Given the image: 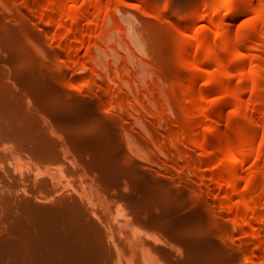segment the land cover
Returning a JSON list of instances; mask_svg holds the SVG:
<instances>
[{"label": "rangeland", "instance_id": "obj_1", "mask_svg": "<svg viewBox=\"0 0 264 264\" xmlns=\"http://www.w3.org/2000/svg\"><path fill=\"white\" fill-rule=\"evenodd\" d=\"M29 1H35L37 6L31 5L30 7L28 4L20 3L17 7L1 8L2 3L7 4L10 0H0V10L4 12L1 16L3 22L12 19L17 10H22L35 33V37L25 41L26 49L30 53L28 64L31 67L26 70L27 73L22 71V74L26 73L32 77L40 70L48 69L47 65L51 63L50 61H54L57 67L62 69L64 77L60 79L61 82L53 85L54 90L45 92V97L36 93L35 90L30 93L31 89H29L26 81L24 80L25 83H23V79L20 81L18 78V68L14 62H11V65L7 62L8 66L6 61H4L5 65L3 61L0 62V65L5 67L4 74L6 73L2 76L7 77L8 80H15L18 90H27L30 93V95L23 97L21 103L22 111L27 110L28 117L16 114L17 117L9 108L1 106L4 105L1 100L5 103L6 101L0 97V127L4 129L15 127L14 118L22 119L26 123L24 127L18 126L21 128V136L23 138L25 136L26 144L24 146L20 144V140L15 141L7 135L0 136V165H3L10 174L6 176L0 168V189L10 190L13 193L12 196L21 198L25 194L24 188H26L37 199L38 203L60 205L73 198L62 193L64 190H68L67 187H64L63 190L60 184L52 181L50 172L60 173L64 169L63 172L66 176L65 178L63 176V179L67 181L69 179V184L66 181L67 186L70 187V192L74 196L79 191L84 192V188H86L85 192L87 193L89 189H92L90 187H97L100 193L94 188L95 191L94 189L90 190L89 196L94 195L93 198L97 194L99 196L98 200L94 198L96 199L94 207L97 208L98 215L102 220L101 238L103 245H97L99 250L96 251L101 250L103 264H146V262L147 264H224V261L226 262L229 258L231 259L229 263L232 261L234 264H263L264 246L259 252L260 254L255 255L254 251L259 244L255 237L254 226L256 225L251 211L246 216L252 219V222L242 231L243 233L238 232L239 226L244 224V217L242 216L245 214V210L242 208L244 201L251 198L253 194L249 193L247 199L232 195L233 217L230 215L229 217L227 214L224 195L227 193L231 195L229 194L231 191L229 174L223 168L225 155L222 150V143L217 134L212 131V119L207 114L202 115L201 118L198 117L200 120L197 119V124L198 121L199 124H196L195 130L190 127L191 132L187 138L182 136L183 141L178 139V131L175 129L179 125L181 126L178 116L182 118L184 123L190 124L192 122L190 121L192 105L190 101H187L188 98L186 99L184 84L187 83L194 68L208 67L206 58L210 46L222 48L226 39L218 38L219 31L215 28L211 29L207 42H200L197 55L194 61L190 63L188 53L179 54L178 52L177 37L174 32L176 29L172 25L175 19H178L179 14L185 10L187 12L190 10L188 0H179L183 5L181 11L173 10L160 16H153L154 11L151 9L156 6L164 7L165 0H112L110 3L105 0L100 7L94 10L95 14L92 17L93 22H91L92 24L95 22V17L99 19L98 22H106L107 29L104 28V35L103 32L101 33L100 26L94 23L92 26L94 28L92 29L93 37H90L91 43L85 41L86 46L83 47L84 49L82 48L83 50L70 51L67 49L70 40L66 43L63 39L66 32L69 31V27L61 32H56L60 17L58 11L53 9L52 1ZM78 1H80L79 5L83 2L77 0V3ZM226 1L223 2L218 15L225 21L223 31L229 29L233 22L231 17L233 13L228 6L231 3L228 4ZM258 1L255 0L257 11L246 12L238 18V23H236L239 29H237L238 33L245 34L248 32L253 19L261 10L260 8L263 7L262 9H264V0ZM107 3L110 4L111 11L104 20ZM154 3L156 6H153ZM215 11V8L208 10V15L212 20L218 17ZM49 18L54 19L52 26H47ZM151 22L162 28L161 33L165 37L160 42V47L165 49V53L159 57L165 61L158 59L160 61L157 60L158 63L153 57L155 47L152 39ZM191 22L193 21L184 22L181 29L184 28L186 32L194 33L206 25V21L203 19ZM101 23L99 24L101 25ZM88 24V22H84L83 28H86ZM263 27L264 24L262 27H258L253 40L248 41L247 60L244 65L233 67L232 72L239 82L238 76H241L245 71L248 74H256V76L264 73ZM62 40L63 43H61ZM96 43L100 44L99 47L94 46ZM91 47L97 48L98 56L96 55L95 59L92 58V55L96 51L95 48L92 49ZM92 50L95 52L91 53ZM69 51L72 56L68 53ZM66 53L69 56L68 54L65 56ZM224 54L223 62L232 59L235 51L232 49ZM85 55L86 58L88 57L87 59H85ZM71 57H77L75 58L76 61ZM83 59L86 60L87 65L82 68L75 62L78 61L77 63H79L81 60L84 61ZM180 67L183 70L178 69ZM211 68L215 71L214 66ZM10 71L11 73L8 74ZM29 71L32 72V75ZM213 71H203L204 75L199 83L200 89L198 88L199 93L205 95L204 104L207 110H212L214 104L223 95V92L218 89L213 91L209 89V81L214 79ZM216 71L218 70L216 69ZM83 73H87L90 79L81 80L82 83L78 82L77 79ZM115 73L119 74L118 78L124 77L127 81L115 80L118 79ZM114 76L115 78H113ZM1 77L0 80L7 81V78L2 77L1 79ZM238 81L237 83H239ZM251 83L250 80L244 85L245 96L249 101L252 98L255 101L260 95L258 94V97L256 93L251 91ZM113 92H120L124 95L125 101L123 100L124 102L121 103L123 106L107 99V96ZM260 93L261 95L264 94L263 91ZM136 96L139 97L138 100ZM150 96H154V103L150 102ZM75 97L82 100L81 106L80 104H72L71 100ZM256 104L259 106L257 102ZM132 110L140 114L146 128L141 127L136 121L131 113L135 111ZM259 110L258 112L264 115V104L260 103ZM224 111V117L226 118V115L229 117L224 120L225 122L223 121L225 126L241 142L242 133L235 130L236 125L241 120L240 112L233 106L226 107ZM258 112L257 114L260 115ZM157 115H164L165 118L162 121L158 120ZM259 117L261 118V116ZM171 126L173 127L172 132L170 131ZM95 134H98L97 137L103 138L104 141L100 143L95 140L92 137ZM263 137L264 121L258 127L254 142L255 153L258 151ZM203 138H206V142L202 141ZM200 139L203 145L205 144L204 149L201 150L197 146V141ZM114 140L115 143L112 144ZM180 146L185 149L178 151ZM10 147L13 151L8 150L11 149ZM15 147L23 148L24 152L18 149L14 150ZM37 149H43L44 152L37 153L36 156L35 151ZM186 149L188 153L185 151ZM140 154L149 155L150 161L144 156L141 158ZM191 157H195V161L189 162ZM172 158H174V162L170 160ZM256 158V155L253 154L244 166L242 171L244 179L241 185L243 189L247 185V179L254 178L259 172L264 173V149L261 150L260 158ZM19 162H28L32 167L30 172L28 168L25 169L28 171L26 172L27 176L23 179L26 182L21 178L19 179V173L15 172V165ZM198 166L206 169L202 168L205 173L203 178L206 181L210 180V182L208 181L210 184L203 191L205 197L203 198V195L200 194L202 191H198L196 198L202 195L201 200L202 198L203 200H200L201 202H205L207 199L208 203L206 201L205 205H214V210L212 207L210 210V206H207L209 215H206L212 220V222L210 220L207 222H210L211 225L204 222L207 217L206 219L202 218L204 221L199 219L204 217L205 210L203 209L206 208H203L204 204L201 206V202L197 199L199 201L198 206H201L198 210L204 211L201 216L193 204L194 199L196 200L195 195H193L194 192L187 185V182L192 181L196 176ZM173 167L179 168L183 177L180 176L182 174L177 175L178 172H175L173 177L170 174L171 169H174ZM4 178L12 179L13 182L5 181ZM213 178H217V181ZM41 179L44 180V184L40 183ZM14 182L16 183L14 184ZM7 184L10 187H6ZM35 184L37 185L34 186ZM181 186L189 188L184 190L185 187L183 189ZM177 189H180L179 191L182 193L179 194ZM195 193L197 194V191ZM12 196L8 199L5 211H0V219H2L0 220V227L4 230L16 224L17 212L26 213L28 211ZM38 196L46 198L47 201H40L36 198ZM255 196L259 197L257 207L262 209L264 213V183H261L255 192ZM0 207L3 208L1 204ZM261 218H264V214ZM213 219L218 222L214 221L215 224L212 225ZM224 223H227V227L221 228V224ZM112 230L113 232H110ZM245 234L248 238L246 242L251 245V250L243 249L242 244H244L243 241L246 237L242 238V236ZM108 235H111L112 239L114 237V242ZM141 236L143 241L140 239ZM230 240L235 243L233 247L231 246L232 243H229ZM144 245H147V248H144ZM6 246V242L0 239V249ZM145 249L150 252L144 253ZM0 253V264H7L8 262L3 258L6 261L3 263L1 258L9 253L1 250ZM150 253L153 254L152 257L151 255L148 256ZM144 256L147 257H145L146 262ZM153 258L156 260L155 263ZM226 258L227 260H225ZM12 262L9 263L13 264Z\"/></svg>", "mask_w": 264, "mask_h": 264}, {"label": "bare ground", "instance_id": "obj_2", "mask_svg": "<svg viewBox=\"0 0 264 264\" xmlns=\"http://www.w3.org/2000/svg\"><path fill=\"white\" fill-rule=\"evenodd\" d=\"M50 1H52L51 4L53 6V9L58 11L59 17H60L59 27L56 30V32L57 33H58V31L61 32L64 29L69 27L68 28L69 31L66 32V34L64 35V38H63V39H65L64 41H66V43H67V41L70 40L69 46L67 48L68 50H70V51L75 50L76 51V49H77V52H78L79 49H82L83 47L86 46L85 41H89L91 43L90 37L92 36V29H94L92 26L94 25V23H96L97 25L100 26V30H102L101 33L103 32L102 34L104 35V28L107 29V26H105L106 22H103V21H102V23L98 22L99 19H96V17H95V22L93 24L91 22H93L92 17H94V14H95L94 10L96 8L100 7L102 5V2H104L105 0H82L83 2L81 5H79L80 1H78V3H77V0H50ZM107 1H109V3L112 2V0H107ZM150 1H156V0H150ZM187 2H189V4H190L189 5L190 10H188V12H187V10H185L186 11V12L184 11L185 13L182 12V14H179V15L177 14L178 19H175V21H174V19L172 20V22L174 21L172 23V25H174V27L176 29V31H174V32L176 33L175 35L177 37L176 46H177L179 54L188 53V61L190 63H192L194 61V58L197 55V50L200 46V42L201 41L207 42V40L210 36V31L212 28H215L219 31V33H220L218 36L219 39L225 38L226 41H225V43L222 44L221 49H218L217 47H216L217 48L216 49L214 46L209 47V52L207 55L208 57L206 58V63L208 65L207 68L197 67L191 71L189 78H188V81H187V83L184 84V87H185V92H186L185 95H187L186 99L188 98L187 101H190V103L192 105V109L190 111V121H192V122H190V124L184 123V122H182V118H180V116H178L179 117L178 121L181 124V126L180 125H179V127L177 126L179 129L175 128V126H174V128L176 129V131H178V133L176 132L178 134V136L179 137L181 136L180 138H182V139H180L178 137V139L183 141V137L187 138L189 136V133L191 132L190 127H192L195 130V127H197L196 126L197 119L200 120L202 115L207 114L212 119V121H213L212 122L213 123L212 131L217 134L219 141L222 143V150H223V153L225 155V159L223 162V168H224L225 172L227 174H229V185L231 187V191L229 194H231V195H228V193H227V195H224L225 196L224 197V200H225L224 203L226 206L225 208H227L226 211H227L228 216L229 215L232 216L234 213V208L231 205L232 195L233 196L236 195V196H239L243 199L244 198L247 199V196L249 193L253 194V196L251 198L244 201L242 208L245 210V214L244 215L241 214L244 217V224L239 226L238 232L243 233L242 231H244L245 228L247 227V225H249L252 222V219H250V218H248V216H246L251 211L253 214L255 225H256V226H254L255 227V237H256V240L258 241V244H259L258 248L256 250H254L255 255H256L257 253H259L262 250V248L264 246V233H263V231H264V218H261V216L264 213L262 212V209L257 207L259 197L257 198V196H255V192L258 190L261 183H264V182H262V181H264V180H262L264 177V173L259 172V174L257 176H255L254 178L247 179V185L244 189L241 188V185H242V181L244 179L242 176V171L244 169L245 164L248 162V160L251 158V156L253 154L256 155V157H257L256 159H259L261 150L264 149V137H263L262 142L259 145V149H258L257 153H255V150H254V145H255L254 142L256 139L258 127L264 121V119H263L264 115H261L259 113L260 112V110H259L260 109V103L264 104V96H263L264 94L261 95V93H260L261 91L264 92V73H262L260 75L257 74V76H256V74L255 75H252V73L248 74L245 71L242 74L240 73L241 74V76L239 75L240 78L238 76V79L240 80V82H239L238 80H236V75H234L232 70H234V68H233L234 66H237V65L243 66L244 63L246 62V60H247V47L249 46L248 41L253 40L252 38H254L255 32L258 29V27H260V26L262 27V25L264 24L263 23L264 22V9H262L263 7L260 8L261 10L258 9L259 13L253 19L251 25L249 26L250 28H249L248 32H246L245 34H240V33H238L239 29L237 28L238 25L236 24V23H238L237 22L238 18L242 17V15H244L246 12L257 11V5H256L257 2L255 3V0H227L226 1L228 4L231 3V4H229V5L227 4V5L229 6V10L231 9L230 10L231 13H233L231 16L233 18V22H232L231 26L229 27V29H226L225 31H223L225 21L223 18L218 16L219 12H220V8L223 5V2H225V0H188ZM187 2H185V3H187ZM20 3L28 4V5H30V7H31V5L33 7L37 6L35 1L31 2L29 0H10V2H7V4L2 3L1 8L17 7L18 4H20ZM109 3H107V6L105 7L104 20L106 19L105 17L109 16V13L111 11ZM258 3H259V1H258ZM153 6H156L155 3ZM182 7H183V5L181 4V2H179V0H165L164 7H157L156 6L154 9H151V11H154L153 16H155V15L160 16V15H163L165 13H169L170 11H173V10L181 11ZM210 8H215V10H216L215 12H217V16H218V17L214 18L213 20L210 19L209 15H208V10ZM3 13L4 12L2 10H0V62L3 61V63H4V61H6V64H7V62H9L10 65H11V62H14L15 66L18 68V74H17L18 78H20V81H21V79H23V81L24 80L26 81V83L29 86V89H31L30 93H31V91L35 90L36 93H39V94L46 97L45 92H47L48 90H54L52 88L53 85L57 84L58 82H61L60 79L64 77L62 69L60 67H57V64L54 63V61L53 62L50 61L51 63L48 62L50 64L47 65L48 69L40 70L35 75H32V72L29 71V73L32 75V77L28 76L26 74L27 73L26 70L30 69V67H31L28 64L29 63L28 60H30V53L26 49L25 41L30 40L33 37H35V33L29 25L30 22L25 18L26 15H25L24 11L17 10V12L13 15V18L10 20L8 19L6 22H3L2 21L3 19L1 20V16L3 15ZM168 15H170V14H168ZM175 18H176V16H175ZM198 19H203L204 21H206V25L204 26V28H202L200 30H196V32H194V33L186 32V29H184V28L181 29L184 22H188V23L190 21L194 22ZM210 20H212V21L210 22ZM53 22H54V19L53 18L50 19L49 22L47 23V26H52ZM84 22L89 23L86 28H83ZM152 22L154 23V21H152ZM193 22H191V23H193ZM99 23H101V25ZM153 23L150 24L153 28V30H152L153 35L152 34L151 35H152V39H153V45L155 47V52H154L153 57L157 61L159 59V57H161L165 53V49L163 47H160V42L162 40H164L165 37L161 33V31H163L162 28H159V26H157V24H153ZM158 25H160V24H158ZM262 31L264 33V27L262 28ZM170 32H171V30H170ZM93 40H95V39H93ZM263 40H264V38H263ZM96 41L98 42V40H96ZM61 43H63V40ZM98 43L94 44V46L97 45L95 47H99L98 45H100V44H98ZM95 47H91V48L93 49ZM91 48H90V50H91ZM232 49L235 51L234 57L230 60L223 62L224 60L222 57H224L223 56V55H225L224 53L229 51V50H232ZM96 50H97V48H95V51ZM70 51L68 52L69 54H70ZM95 51L92 50L91 53H93ZM68 53H66L65 56ZM95 53H97V51ZM95 53L92 55L93 59H95L98 56V53L97 54H95ZM69 54H68V56H69ZM75 58H77V57H73V58L71 57V59H74L76 61ZM87 58L85 55V59H87ZM71 59H69V60H71ZM160 59L163 60V58H160ZM74 60H73V62H74ZM77 60L79 61V58ZM85 61L86 60H84V61L81 60L79 63H77V62H75V63L79 67L83 68V67H86V65H87V63ZM158 61H157V63H158ZM163 61H165V60H163ZM4 65H5V63H4ZM166 65H162V66H166ZM7 66H8V64H7ZM212 66H214L215 71H216V69L218 70V71H216L217 73L215 71H213L212 68L210 69V67H212ZM4 68L5 67L0 65V77L2 75L6 74V73L4 74ZM178 69H182V68L180 67ZM8 70H9V68H8ZM22 71H26V73H24L26 75L22 74ZM203 71H213L212 73H213L214 79L209 81V85H210L209 89L211 91L218 89V90L223 92V95L214 104V107L212 110L206 109V106L204 104L205 95H202L201 93H199V90H198V88L200 87V85H199V83L201 81L200 79L204 75ZM10 73H11V71L8 74H10ZM115 76H117V78H118L119 74H116ZM115 76L113 78H115ZM2 77H1V79H2ZM3 78H7V77H3ZM87 79L88 80L90 79L89 75L87 73H83L80 75V77L77 79V81L81 82V80H87ZM121 79H123L124 82L127 81L124 77H121V78H118L115 80H121ZM249 79L252 81L251 84L253 85V86L251 85V87H252L251 91L256 93V95L258 97L260 95L259 98H257V96H256L257 99H255V101H254V98H252L253 100L251 99L249 101V99L248 98L246 99V96H245L246 93H245L244 85H246L247 82L250 81ZM25 81L23 83H25ZM99 81H97V82L100 83ZM237 81L239 83H237ZM17 82H18V80H17ZM25 87H26V85H25ZM30 93L27 90H23V91L18 90L15 80H8V78H7V81L0 80V97H2L7 103L6 104L3 100H1L4 105H1V104L0 105L9 108L13 112L14 115L18 114V115H23L25 117H28L27 110L22 111L21 103L23 101V97L25 95H30ZM107 97H108L107 99L110 102L120 103V106H123V104L121 105V103H123L125 101L124 95L120 92H115V93L113 92L112 94H109ZM105 98H106V96H105ZM138 98L139 97L136 96L137 100H138ZM149 99H150V102L154 103V101H155L154 96H150ZM108 100H107V102H109ZM71 102L73 105H79L80 103H82V100L79 97H75L74 99L71 100ZM256 102L259 104V106H257ZM80 106H81V104H80ZM228 106H233V107H235V109L238 112H240L241 120H239L238 124L235 127V130H236V132L242 133L241 142H239V140L236 137H234L231 132L228 131L227 127L224 124V122H225L224 120H227L229 118L227 115H226V118L228 117L227 119L224 117L225 116L224 109H226V107H228ZM258 110H259V112H258ZM132 111H135V110H132ZM135 112H131V113L135 117L136 121L140 124L141 127L146 128L140 114H138L137 112L135 113ZM257 112L260 115H258ZM122 113H124V111ZM122 115H124V114H122ZM259 116H261L263 121ZM198 117H200V118H198ZM156 118L158 120L162 121V119H164L165 116L164 115H159V116L157 115ZM20 120H21V122H20ZM13 123H14L15 127H12L10 129H4L3 127H0V136H6L7 135V136H10L15 141L20 140V144L22 146H24L26 144L25 139H24L25 136H24V138L21 136L22 135V133H20L21 128H18V126L24 127L26 125V123L24 120L17 119V118L13 119ZM198 124H199V121H198ZM104 128H105V125H104ZM104 128H102V129H104ZM170 131L171 132L173 131V127L170 128ZM97 136H98V134L92 135V137L95 140L99 141L100 143L104 141L103 138H100ZM156 137H157V135H156ZM88 138L91 139V137H88ZM205 139L203 138L202 141L206 142ZM198 141H197V146L200 147V150L204 149L205 144L203 145V142L201 141V139H200L199 143H198ZM113 143H115V140H114V142H112V144ZM178 143H179V141H178ZM180 143H182V142H180ZM174 144H176V143H174ZM173 146H176V145H173ZM177 146H179V145H177ZM182 146H183V144H182ZM10 148L11 149H8V150L13 151L12 147H10ZM16 149H18V147L14 148V150H16ZM179 149L181 151H183L185 148H182V147L179 148L178 147V151H180ZM18 150L24 152L23 151L24 149L21 147H19ZM185 151L188 153L187 149ZM42 152H44L43 149H37L35 151V155L37 156V153H42ZM46 155H47V157L49 156L48 153ZM146 155H148V154H146ZM189 155H190V152H189ZM141 156H140L141 158H143V156H144L147 160H149V158H150V157H148L149 155L148 156L141 155ZM173 159L174 158H172L170 160L172 161ZM199 160L200 161L202 160V162L204 161L203 159H199ZM191 161H195V157H191L189 162H191ZM173 162H174V160H173ZM26 163H24V162L20 163L19 162L15 165L16 166L15 172L19 173V175H20L19 179L21 178V180H23L27 176L26 172H28L29 170L31 171V169H32V167L30 166V163H28V162H26ZM0 168L2 171L5 172L6 176L10 175L3 165H0ZM26 168H28V171L25 170ZM202 168H204V167H202ZM202 168H200L198 166V169L196 170V176L192 179V181L187 182V185H189L190 188H192L191 190H192V192H194L193 195H195L194 196L195 198L198 196V191H200V192L202 191V193H200V192L199 193L202 194L203 196L202 195L201 196L204 198L205 194L203 191L210 184V183H208V181L210 182V180L206 181L203 178V175L205 173L202 170ZM179 170H180L179 168L178 169L177 168L171 169L170 174H172L173 177L175 176V172H178V173H176L177 175L182 174V171H180L181 172L180 173ZM63 171H65V169L62 170V172H60V173L50 172L52 181H54L56 184H60L61 187L63 188V190H64V187H67L68 190H64L62 193L69 196V198H73L72 200H67L66 202H64L63 204H60V205H58V204H56V205L55 204L54 205L48 204L47 205V204L38 203L37 199H35L34 196L28 190H26V188H24L25 194L21 198H19L18 196L17 197L12 196L13 193L10 190H7V189L4 190L3 188H2L3 190L0 189V204L3 207V208L0 207V211H5V208H6V205L8 203V199L10 196H12L17 202L21 203L20 205H23V207L28 209V211L26 213H24V212L21 213L20 211L16 213V220H17L16 224L12 225L11 227L6 228L5 230L2 227H0V239L5 241L7 244V246L5 248L2 247L0 250L6 251L7 253H9V254H6L4 257H2L1 260H3V258H4L8 262L7 264H11V263H9L11 261H13L12 262L13 264H103L101 250L99 252L96 251V250H99V248L96 247L97 245H99V244L103 245L102 244L103 240L101 238L102 220H101L100 215H98L99 213L96 210L97 208L95 209V207H94V205L96 204L95 200L99 196H98V194L95 195L94 198H96V199L93 198L94 193L92 194L93 196H89V192H91L90 190H92L94 188H96V191H99V190H97V187H90L92 189H89L87 191V193H88L87 194L85 192L86 188H84L85 189L84 192L79 191L78 194L76 196H74V194H71V192H70V187L67 186L69 184V182H68L69 179H68V181L63 179V176H64V178L66 176V174L64 175ZM173 173H174V175H173ZM177 175H176V178H177ZM180 176L183 177V174ZM178 178H180V177L178 176ZM14 179H15V177H14ZM6 180L9 182H13L12 179H9V180L5 179V181ZM213 180L217 181V178L216 179L213 178ZM15 181H17V180H15ZM23 181L26 182V180H23ZM66 181L68 182V184ZM216 181H215V183H216ZM15 183L16 182H14V184ZM40 183L44 184V180L41 179ZM36 185L37 184H35L34 186H36ZM6 187H10V186L7 184ZM61 187H60V191L62 190ZM183 187H185V189ZM183 187L182 188L184 190L189 188V187L186 188V186H183ZM177 190H178L179 194L182 193L179 191L180 189H177ZM94 191H95V189H94ZM94 191H92V192H94ZM195 191H197V194L195 193ZM221 192H222V190H221ZM99 193H100V191H99ZM225 194H226V192H225ZM77 196H79V197H77ZM201 196H199L200 198L199 197L196 198V200L199 199V201H200ZM36 198L40 199V201H43V202L47 201L46 198H42V197L40 198L39 196ZM203 198H202V200H203ZM191 199H190V201L193 202ZM196 200L194 199L193 204L195 205V207H197V211H199L200 210L199 208L202 206V204L206 203L207 199L205 200V202H201L202 200L200 201L201 206L200 205L198 206L199 201L198 200L196 201ZM207 203H208V201H207ZM263 204H264V201H263ZM207 206H208V204H206V205L204 204L203 208H206V209L201 208V210L202 209L205 210V212L202 210L204 213L199 211V214L201 213V216H202V213L205 214L204 217L203 216L200 217V215H199L200 218L199 217L198 218L201 220H203L204 218L206 219V217H207V219L209 218L208 220L206 219L205 221L204 220L203 221L205 223H207L208 225H211L210 222H207L210 220V217L206 215V214H208L207 208L210 205L208 207ZM213 206L214 205L210 206V210H212L211 207L213 208V210L215 209ZM263 211H264V207H263ZM90 213L92 214L93 217L91 216ZM212 218H215V217L212 216ZM216 219H213L212 225L215 224V222L217 221ZM0 220H2V219H0ZM201 220H199V221L201 222ZM210 221L212 222V220H210ZM224 226L227 227V223L221 224V228ZM215 230H216V228H215ZM110 232H113V230ZM110 234L113 236L112 233H110ZM111 235L110 236L108 235V236L112 240V242H114L113 241L114 237L112 239ZM243 236H242V238H245L246 234ZM140 239H141V241H143L142 236ZM247 239H248L247 237L245 240L242 239L245 241V242L243 241L244 244H242L243 249L244 250H251V245L248 242H246V241H248ZM232 242L233 241H231L229 243L231 244ZM233 244L235 245V243L231 244L232 247H233ZM144 246H145L144 248H147L146 247L147 245H144ZM141 250L143 252V247ZM147 251H148V249L147 250L145 249L144 253H146ZM148 252H150V251H148ZM144 253H143V255H144ZM153 253H154V251H153ZM145 255H148V254H145ZM150 255H151V253L148 256H150ZM152 256H153V254L151 255V257ZM145 257L146 256H144V258ZM154 257H155V255H154ZM232 257H234V256H232ZM254 257H256V256H254ZM146 258L144 260L145 262L147 260ZM154 259L155 258H153V261L155 263L156 260H154ZM5 260H3L4 262L3 261L2 262L6 263ZM225 260H227V258ZM229 260H231V259L229 258ZM229 260H227L226 262L224 261V264H230L232 261L229 263ZM148 261H151V260H148ZM222 262H223V260H222ZM234 262H235V259H234ZM146 264H147V262H146ZM232 264H234V263L232 262Z\"/></svg>", "mask_w": 264, "mask_h": 264}]
</instances>
